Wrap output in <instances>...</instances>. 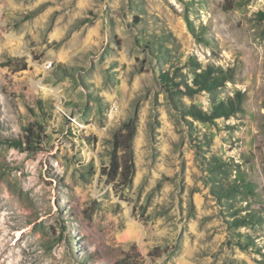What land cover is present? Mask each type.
Here are the masks:
<instances>
[{"label": "rangeland", "instance_id": "1", "mask_svg": "<svg viewBox=\"0 0 264 264\" xmlns=\"http://www.w3.org/2000/svg\"><path fill=\"white\" fill-rule=\"evenodd\" d=\"M0 264H264V0H0Z\"/></svg>", "mask_w": 264, "mask_h": 264}, {"label": "trees", "instance_id": "2", "mask_svg": "<svg viewBox=\"0 0 264 264\" xmlns=\"http://www.w3.org/2000/svg\"><path fill=\"white\" fill-rule=\"evenodd\" d=\"M205 75L207 78L203 80L213 84L217 79H220L221 73L219 69L211 67L205 71ZM210 76H213V78ZM134 134V125L127 123L124 125L122 132L114 137L112 156L106 171V176L111 181H118L122 186L127 185L133 175L132 140Z\"/></svg>", "mask_w": 264, "mask_h": 264}]
</instances>
